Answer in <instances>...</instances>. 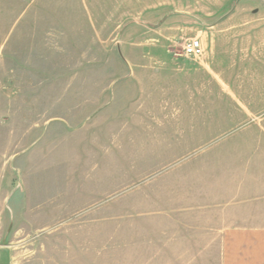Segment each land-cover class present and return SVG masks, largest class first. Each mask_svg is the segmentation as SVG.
I'll return each mask as SVG.
<instances>
[{"label":"rangeland","instance_id":"1","mask_svg":"<svg viewBox=\"0 0 264 264\" xmlns=\"http://www.w3.org/2000/svg\"><path fill=\"white\" fill-rule=\"evenodd\" d=\"M231 15L251 22L232 50L184 56ZM261 19L264 0H0V264H188L264 198Z\"/></svg>","mask_w":264,"mask_h":264},{"label":"crops","instance_id":"2","mask_svg":"<svg viewBox=\"0 0 264 264\" xmlns=\"http://www.w3.org/2000/svg\"><path fill=\"white\" fill-rule=\"evenodd\" d=\"M232 19L231 15L198 36L202 41L205 59L208 53L215 57L222 40L232 50V41L236 39L238 28L246 29L251 24L249 21L240 26L232 25ZM244 36L246 40H252L249 34L244 33ZM199 68L210 67L204 62ZM241 202L248 203L244 213L223 216L218 224H213L197 238L196 253L182 254L180 258L190 257L191 260L186 261L188 264H264V198L246 197ZM253 208L254 211H249Z\"/></svg>","mask_w":264,"mask_h":264},{"label":"built area","instance_id":"3","mask_svg":"<svg viewBox=\"0 0 264 264\" xmlns=\"http://www.w3.org/2000/svg\"><path fill=\"white\" fill-rule=\"evenodd\" d=\"M183 54L192 60L201 59L205 54L202 41L199 38L189 39L183 47Z\"/></svg>","mask_w":264,"mask_h":264}]
</instances>
